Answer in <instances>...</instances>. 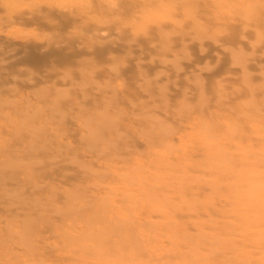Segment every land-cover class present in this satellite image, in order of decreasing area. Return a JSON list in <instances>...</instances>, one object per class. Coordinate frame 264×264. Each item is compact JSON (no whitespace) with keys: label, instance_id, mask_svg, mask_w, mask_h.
I'll return each mask as SVG.
<instances>
[{"label":"rangeland","instance_id":"obj_1","mask_svg":"<svg viewBox=\"0 0 264 264\" xmlns=\"http://www.w3.org/2000/svg\"><path fill=\"white\" fill-rule=\"evenodd\" d=\"M0 264H264V0H0Z\"/></svg>","mask_w":264,"mask_h":264}]
</instances>
